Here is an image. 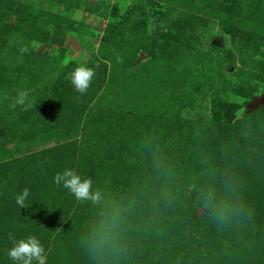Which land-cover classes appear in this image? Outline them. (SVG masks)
<instances>
[{
    "label": "rangeland",
    "instance_id": "rangeland-1",
    "mask_svg": "<svg viewBox=\"0 0 264 264\" xmlns=\"http://www.w3.org/2000/svg\"><path fill=\"white\" fill-rule=\"evenodd\" d=\"M262 95L264 0H0V264H264Z\"/></svg>",
    "mask_w": 264,
    "mask_h": 264
},
{
    "label": "clouds",
    "instance_id": "clouds-1",
    "mask_svg": "<svg viewBox=\"0 0 264 264\" xmlns=\"http://www.w3.org/2000/svg\"><path fill=\"white\" fill-rule=\"evenodd\" d=\"M95 75V70L81 63L71 73L69 79L75 90L81 94L85 93L91 85ZM28 92L21 91L17 94L13 101V107L20 105L27 110L32 105L28 102ZM54 182L68 189L78 201L91 200L96 202L99 200V193L92 192V180L90 178H82L74 169H66L63 173H57L54 177ZM29 189L24 188L16 195V203L20 208H26V199L29 196ZM9 238L13 242V247L8 250L10 259L16 264H47V253L39 239L34 235L26 238L17 239L9 234Z\"/></svg>",
    "mask_w": 264,
    "mask_h": 264
},
{
    "label": "water",
    "instance_id": "water-1",
    "mask_svg": "<svg viewBox=\"0 0 264 264\" xmlns=\"http://www.w3.org/2000/svg\"><path fill=\"white\" fill-rule=\"evenodd\" d=\"M255 105L254 106H258V105H264V95L260 96L259 98H257L255 100ZM253 106H250V109L252 108Z\"/></svg>",
    "mask_w": 264,
    "mask_h": 264
},
{
    "label": "trees",
    "instance_id": "trees-1",
    "mask_svg": "<svg viewBox=\"0 0 264 264\" xmlns=\"http://www.w3.org/2000/svg\"><path fill=\"white\" fill-rule=\"evenodd\" d=\"M250 112H251V110H249V109L245 110V113H250Z\"/></svg>",
    "mask_w": 264,
    "mask_h": 264
}]
</instances>
